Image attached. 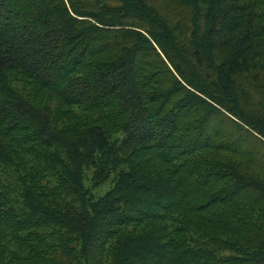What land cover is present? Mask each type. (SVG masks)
<instances>
[{
	"label": "trees",
	"instance_id": "16d2710c",
	"mask_svg": "<svg viewBox=\"0 0 264 264\" xmlns=\"http://www.w3.org/2000/svg\"><path fill=\"white\" fill-rule=\"evenodd\" d=\"M0 264H264V0H0Z\"/></svg>",
	"mask_w": 264,
	"mask_h": 264
},
{
	"label": "rangeland",
	"instance_id": "374dc122",
	"mask_svg": "<svg viewBox=\"0 0 264 264\" xmlns=\"http://www.w3.org/2000/svg\"><path fill=\"white\" fill-rule=\"evenodd\" d=\"M92 169L87 170L86 177H85V184L88 188H92V191L96 197H100L103 194L106 193L112 186V180L107 181L106 183L98 186V187H93V181H92Z\"/></svg>",
	"mask_w": 264,
	"mask_h": 264
}]
</instances>
